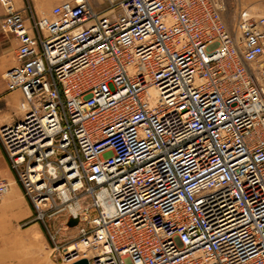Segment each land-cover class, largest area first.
Listing matches in <instances>:
<instances>
[{
    "label": "built area",
    "instance_id": "2783aa9c",
    "mask_svg": "<svg viewBox=\"0 0 264 264\" xmlns=\"http://www.w3.org/2000/svg\"><path fill=\"white\" fill-rule=\"evenodd\" d=\"M96 2L40 16L0 0L18 42L3 78L22 94L0 144L29 221L68 264H264V16Z\"/></svg>",
    "mask_w": 264,
    "mask_h": 264
},
{
    "label": "rangeland",
    "instance_id": "374dc122",
    "mask_svg": "<svg viewBox=\"0 0 264 264\" xmlns=\"http://www.w3.org/2000/svg\"><path fill=\"white\" fill-rule=\"evenodd\" d=\"M24 1L26 6H31L37 14L41 15L48 14L52 6L63 0H51L49 7L44 9H37L38 4L35 2L40 0ZM224 1L226 5L225 17L228 23L234 22L235 15L240 9L246 10L252 16H264V0ZM44 6L46 7V5ZM0 178L4 177L0 176ZM6 180L9 182V179ZM12 181L15 184L14 179ZM19 187L18 183V189L11 200L14 202L13 209L8 207L7 193L0 201V264H68L64 260L61 248L53 250V243L43 225L40 222L29 221L33 214L29 209L27 198ZM75 233L76 229L74 228L59 231L58 243L65 248L72 243L71 239L76 236Z\"/></svg>",
    "mask_w": 264,
    "mask_h": 264
},
{
    "label": "crops",
    "instance_id": "0c3cea01",
    "mask_svg": "<svg viewBox=\"0 0 264 264\" xmlns=\"http://www.w3.org/2000/svg\"><path fill=\"white\" fill-rule=\"evenodd\" d=\"M40 2V3H39ZM14 8L21 10L23 13H27L24 10L26 3L24 0H12ZM51 0H40L35 2L38 4L37 9H44L49 7ZM46 5V7L44 6ZM4 14V9L0 4V16ZM18 46L16 37L8 32L2 31L0 28V126L4 124L13 123L18 117L21 116L19 109V101L22 97L20 90H8L6 82L3 78V73L16 65L15 50ZM0 176L9 179L10 189L7 192V203L10 209H13L16 190L18 189V183L15 177V173L10 168L8 156L0 144ZM14 179L15 184H13ZM14 185V186H13ZM22 194L21 186L19 187ZM30 211L33 213L30 203H28Z\"/></svg>",
    "mask_w": 264,
    "mask_h": 264
},
{
    "label": "bare ground",
    "instance_id": "6f19581e",
    "mask_svg": "<svg viewBox=\"0 0 264 264\" xmlns=\"http://www.w3.org/2000/svg\"><path fill=\"white\" fill-rule=\"evenodd\" d=\"M63 1H67V0H63ZM62 1V2H63ZM11 2H12V0H11ZM91 3L93 4V5H96L97 4V2H96V0H91ZM12 5H13V3H12ZM2 6V5H1ZM3 7V6H2ZM14 7V6H13ZM3 9H4V7H3ZM28 6H26L25 8H24V10H27V13H23V14H25V15H28ZM33 10V9H32ZM21 11V10H20ZM34 11V10H33ZM35 12V11H34ZM50 12V11H49ZM4 13H5V10H4ZM36 13V12H35ZM49 14V13H48ZM48 14H41L42 16H47ZM225 14H226V10H225V12L223 13V18H224V20H225V22H226V24L227 25H229V27H231L232 25H233V23L234 22H232V23H228L227 22V20H226V17H225ZM238 14V13H237ZM236 14V15H237ZM39 15V14H38ZM40 15V16H41ZM236 15H235V19H236ZM235 19H234V21H235ZM16 51V50H15ZM22 95V94H21ZM21 99H22V97H21ZM21 99H20V101H21ZM20 101H19V103H20ZM19 109H20V111H21V114H22V110H21V108H20V106H19ZM8 184H9V182H8ZM10 185V184H9ZM9 185H8V190H9ZM8 192V191H7ZM76 208V207H75ZM74 210V209H73ZM76 218V217H75ZM77 219V218H76ZM78 221V220H77ZM80 246V245H79ZM70 249L72 248V244H70V247H69Z\"/></svg>",
    "mask_w": 264,
    "mask_h": 264
},
{
    "label": "water",
    "instance_id": "95a60500",
    "mask_svg": "<svg viewBox=\"0 0 264 264\" xmlns=\"http://www.w3.org/2000/svg\"><path fill=\"white\" fill-rule=\"evenodd\" d=\"M77 223V219L76 218H69L68 222H67V225L72 227L74 225H76ZM70 264H89L87 259L85 258H81V259H78Z\"/></svg>",
    "mask_w": 264,
    "mask_h": 264
}]
</instances>
